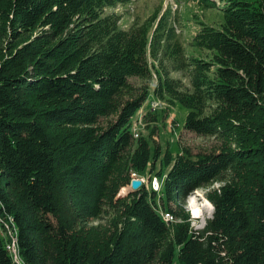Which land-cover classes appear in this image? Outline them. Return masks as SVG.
Here are the masks:
<instances>
[{"label": "trees", "instance_id": "trees-1", "mask_svg": "<svg viewBox=\"0 0 264 264\" xmlns=\"http://www.w3.org/2000/svg\"><path fill=\"white\" fill-rule=\"evenodd\" d=\"M128 1L0 0V264H264V0H190L223 15L190 42L171 9L123 29ZM151 94L209 148L163 149L159 112L135 138Z\"/></svg>", "mask_w": 264, "mask_h": 264}, {"label": "rangeland", "instance_id": "rangeland-1", "mask_svg": "<svg viewBox=\"0 0 264 264\" xmlns=\"http://www.w3.org/2000/svg\"><path fill=\"white\" fill-rule=\"evenodd\" d=\"M188 1H186L187 3L179 4L180 8L178 10L175 9L176 7L174 3H177L175 0H142L128 6H116L117 8L112 9L111 11H116L113 13H118L121 16V27L127 30L134 24L150 18V16H152L158 8L163 9V12L170 8L172 13L170 16V25L175 22V27L178 33L177 35L182 37V39L185 38L187 42L192 40L202 22H206L216 28L221 27V24L223 23V15L219 10H206L199 6L196 1ZM151 63H153V61H151ZM173 76L175 78L183 79L181 74H174ZM184 82L188 84L186 80H184ZM155 86L156 83L153 84V88ZM153 98L154 97L151 94L148 101H151ZM154 105V110L159 107V104ZM167 107L169 108V106ZM171 113H173L175 117H173V115L171 116ZM188 113L189 111L187 109L177 104L174 107H171L170 110L166 108L165 111H161L158 114L160 120L156 125L159 127V133L154 137V140L159 143L163 149L169 148L174 155L178 152L177 142H180L183 147H192L191 149L196 152L199 150H207L213 142V139L211 138H199L195 135L184 132V125ZM165 118L174 119L167 122L168 119ZM175 121L178 122V125L175 124ZM140 132L145 136H148L149 134L145 127L141 128ZM133 177L136 181L138 179L141 181L142 185L145 184V186H149L151 189L152 180L155 177V174H151L149 168L142 176L135 172ZM155 180L157 179L154 178L153 183ZM160 188L161 187L159 185V190L157 191L159 196H161ZM208 192V188L197 190L185 200L183 208L185 209L186 214H189L190 216L189 222H186L185 225H190L195 231L204 229L206 223L213 215V206L207 199ZM167 223L171 224V221ZM170 227L171 234L174 235L177 229L176 222H174ZM9 234V231H5V236ZM10 244H12L11 247H13V245H16V241L13 243L11 242ZM12 251L17 252V246L13 248ZM17 262L21 263L19 260H17Z\"/></svg>", "mask_w": 264, "mask_h": 264}, {"label": "water", "instance_id": "water-1", "mask_svg": "<svg viewBox=\"0 0 264 264\" xmlns=\"http://www.w3.org/2000/svg\"><path fill=\"white\" fill-rule=\"evenodd\" d=\"M141 186H142L141 181H139V180L133 181L132 185H131V189H133V191H137L139 188H141ZM153 186H154L155 191H157L159 189V184H158L157 180H155Z\"/></svg>", "mask_w": 264, "mask_h": 264}, {"label": "built area", "instance_id": "built-area-1", "mask_svg": "<svg viewBox=\"0 0 264 264\" xmlns=\"http://www.w3.org/2000/svg\"><path fill=\"white\" fill-rule=\"evenodd\" d=\"M154 107H155V105H153V109H154ZM164 220H165V222L167 223L170 219H166V218H165V214H164ZM11 245H12V244H11ZM11 245L8 246V249H9L11 252H13V251H12L13 247H11ZM13 254H14V253H13Z\"/></svg>", "mask_w": 264, "mask_h": 264}, {"label": "bare ground", "instance_id": "bare-ground-1", "mask_svg": "<svg viewBox=\"0 0 264 264\" xmlns=\"http://www.w3.org/2000/svg\"><path fill=\"white\" fill-rule=\"evenodd\" d=\"M165 218L166 219H170L168 222H170V221L173 222V219H172V217L169 214H166L165 215Z\"/></svg>", "mask_w": 264, "mask_h": 264}]
</instances>
